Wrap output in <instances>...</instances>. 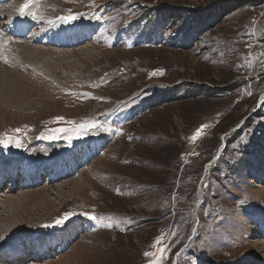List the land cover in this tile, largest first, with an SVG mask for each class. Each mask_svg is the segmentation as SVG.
I'll return each mask as SVG.
<instances>
[{
	"label": "rangeland",
	"instance_id": "rangeland-1",
	"mask_svg": "<svg viewBox=\"0 0 264 264\" xmlns=\"http://www.w3.org/2000/svg\"><path fill=\"white\" fill-rule=\"evenodd\" d=\"M9 137L0 264H264V0H0Z\"/></svg>",
	"mask_w": 264,
	"mask_h": 264
},
{
	"label": "snow or ice",
	"instance_id": "snow-or-ice-1",
	"mask_svg": "<svg viewBox=\"0 0 264 264\" xmlns=\"http://www.w3.org/2000/svg\"><path fill=\"white\" fill-rule=\"evenodd\" d=\"M24 7L27 8L28 5L25 4ZM62 19H63L66 23H68V22H71V21L77 19V16H76V15H69V16H67V17H63ZM203 127H205V126L202 125V126H201V129H198V130H197L196 136L200 135L201 130L203 129ZM46 138H55V137H46ZM194 138H195V137H194ZM10 141H11V138L9 137V138L6 139V140H0V144H3L5 147H7ZM15 143H16V146H17V147L20 146V141H19V140H17ZM67 218H68V217L65 216V217L62 218V219H58V220L56 221V224L59 225V224L64 223L65 220H66ZM159 242H160V241L158 240L157 243H159ZM145 255H148V253H145Z\"/></svg>",
	"mask_w": 264,
	"mask_h": 264
},
{
	"label": "bare ground",
	"instance_id": "bare-ground-1",
	"mask_svg": "<svg viewBox=\"0 0 264 264\" xmlns=\"http://www.w3.org/2000/svg\"><path fill=\"white\" fill-rule=\"evenodd\" d=\"M39 169V168H38ZM42 170V169H41ZM44 170V169H43ZM42 170V171H43ZM31 171L34 173L33 175H35V170L34 169H31ZM37 171H39V170H37ZM37 171H36V173H37ZM10 173H13V171L10 169V171H9ZM49 172H50V170H49ZM42 173V172H41ZM2 175V176H1ZM3 173H2V170L0 169V178H2L3 177ZM3 183L1 182V179H0V187H1V185H2ZM50 184V183H49ZM12 186V185H11ZM15 186H16V182H15ZM3 188V187H2ZM75 190V189H74ZM30 252H35L34 254H31V256L30 257H32L33 259L31 260V261H38V260H40L41 258H42V256L44 255V254H46L47 253V251L44 249V247H41L40 249H38L37 251H30ZM38 255H39V258L37 259L36 257H38ZM17 261H19L20 263H23L22 262V260L21 259H17ZM5 264V263H4Z\"/></svg>",
	"mask_w": 264,
	"mask_h": 264
},
{
	"label": "water",
	"instance_id": "water-1",
	"mask_svg": "<svg viewBox=\"0 0 264 264\" xmlns=\"http://www.w3.org/2000/svg\"><path fill=\"white\" fill-rule=\"evenodd\" d=\"M259 104H261V103H259ZM211 164H213V161H211V162L209 163V165H211Z\"/></svg>",
	"mask_w": 264,
	"mask_h": 264
}]
</instances>
